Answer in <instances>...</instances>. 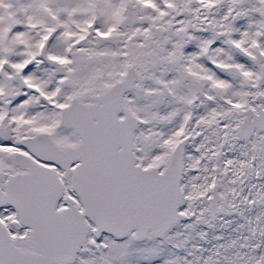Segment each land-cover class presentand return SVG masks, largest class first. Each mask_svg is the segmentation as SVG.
I'll use <instances>...</instances> for the list:
<instances>
[{
  "label": "snow or ice",
  "instance_id": "6c2138e0",
  "mask_svg": "<svg viewBox=\"0 0 264 264\" xmlns=\"http://www.w3.org/2000/svg\"><path fill=\"white\" fill-rule=\"evenodd\" d=\"M0 264H264V0H0Z\"/></svg>",
  "mask_w": 264,
  "mask_h": 264
}]
</instances>
